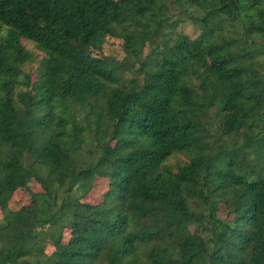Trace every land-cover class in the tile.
<instances>
[{"label":"trees","instance_id":"obj_1","mask_svg":"<svg viewBox=\"0 0 264 264\" xmlns=\"http://www.w3.org/2000/svg\"><path fill=\"white\" fill-rule=\"evenodd\" d=\"M0 264H264V0H0Z\"/></svg>","mask_w":264,"mask_h":264},{"label":"rangeland","instance_id":"obj_2","mask_svg":"<svg viewBox=\"0 0 264 264\" xmlns=\"http://www.w3.org/2000/svg\"><path fill=\"white\" fill-rule=\"evenodd\" d=\"M173 14H175V12H173ZM175 16V15H174ZM182 19V18H181ZM175 32L186 36L190 39L195 38L198 34H199V30L194 27V25L192 24V22L190 20H182L175 28ZM21 44L24 46V48L28 51H30L31 53H33V55L37 58L40 59L42 57V55L34 48L33 44L25 41V40H21ZM104 50L103 53L108 56L111 57L117 61H120L124 55L120 50V45L119 42L116 40H108L105 45H104ZM36 66V63L31 67V77H34V68ZM129 74H125V78H129ZM170 164H174L175 160L174 159H170L169 160ZM39 186L37 184H35L33 181L30 180H24V181H19L16 180L14 182V186H13V192H12V196L10 198V203H9V208L11 210H17L18 207L22 206V205H26L29 201V195L32 192H39ZM99 195L96 194H88L82 201L85 203H95L98 200ZM218 217L219 218H223L224 215L220 212H218ZM50 251V250H49ZM48 251V252H49Z\"/></svg>","mask_w":264,"mask_h":264}]
</instances>
